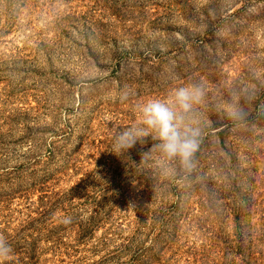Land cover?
Returning <instances> with one entry per match:
<instances>
[{
	"label": "rangeland",
	"instance_id": "1",
	"mask_svg": "<svg viewBox=\"0 0 264 264\" xmlns=\"http://www.w3.org/2000/svg\"><path fill=\"white\" fill-rule=\"evenodd\" d=\"M191 83L190 172L113 153ZM0 236V264H264V0H0Z\"/></svg>",
	"mask_w": 264,
	"mask_h": 264
},
{
	"label": "clouds",
	"instance_id": "2",
	"mask_svg": "<svg viewBox=\"0 0 264 264\" xmlns=\"http://www.w3.org/2000/svg\"><path fill=\"white\" fill-rule=\"evenodd\" d=\"M206 90L203 84L191 83L172 88L164 99H148L134 106L137 120L130 127L118 131L113 136V153L123 155L138 142L143 144L151 137L157 141L149 151L141 153V160L149 158L150 152H158L161 157V174L175 176L177 169L170 167L176 162L179 169L190 172L195 154L201 143L202 129L193 118L196 106L203 103ZM129 99V92L123 91L119 97ZM238 100V98H236ZM12 248L0 236V262L9 258Z\"/></svg>",
	"mask_w": 264,
	"mask_h": 264
}]
</instances>
